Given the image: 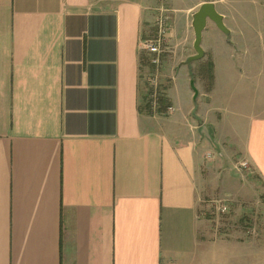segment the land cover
<instances>
[{
	"label": "crops",
	"instance_id": "0c3cea01",
	"mask_svg": "<svg viewBox=\"0 0 264 264\" xmlns=\"http://www.w3.org/2000/svg\"><path fill=\"white\" fill-rule=\"evenodd\" d=\"M146 15L147 0H0V264H264V231L213 237L202 217L210 177L240 159L264 205V83L232 102L215 55L206 100L141 112Z\"/></svg>",
	"mask_w": 264,
	"mask_h": 264
},
{
	"label": "rangeland",
	"instance_id": "374dc122",
	"mask_svg": "<svg viewBox=\"0 0 264 264\" xmlns=\"http://www.w3.org/2000/svg\"><path fill=\"white\" fill-rule=\"evenodd\" d=\"M198 1L147 0V15L144 18L147 33L142 38L161 37L162 51L158 54V62L153 61L157 57L155 54L141 51L146 57L141 70L142 96L146 94V100L151 105L150 110L144 113L166 118L176 113V97L183 106L182 110L206 100L205 95L195 97L191 82L194 81L198 94L210 89L213 76V64L211 67L210 63L216 58L213 57L215 55L223 56L216 58L219 63V86L224 92L233 93L232 102L239 103L240 100L248 107L254 95L257 96V83L260 80L264 83V76L259 75L258 71L249 70V67L260 69L259 59L264 56V0H214L218 11L225 16V24L231 33L225 34L209 19L202 40L204 56L208 57L204 59L203 56L189 63L187 58L196 53L192 20L193 13L198 9ZM226 55H233L232 59H227L229 56ZM163 95L171 106L165 113H160L158 108ZM244 160H236L231 168L227 165L229 177H221L222 173L217 175V180L213 175L210 177L214 184L217 182L223 186L222 190H218L219 187L212 196L205 197L202 211V217L209 222L207 229L216 233L213 237H220L222 233L233 240L240 238L243 241L254 236L255 225L257 231H264V205H259L258 196L254 195L259 181L253 179L249 162V168L241 165ZM221 197L228 200V210L222 213L224 215L214 206Z\"/></svg>",
	"mask_w": 264,
	"mask_h": 264
},
{
	"label": "water",
	"instance_id": "95a60500",
	"mask_svg": "<svg viewBox=\"0 0 264 264\" xmlns=\"http://www.w3.org/2000/svg\"><path fill=\"white\" fill-rule=\"evenodd\" d=\"M224 15L218 11L216 3L213 0H206L200 4L198 9L193 13L192 26L195 33V40L193 43L195 54L188 57L187 62L201 59L204 54V48L202 46L203 32L207 26L208 20H212L216 26L222 30L225 34H230L231 30L227 27L224 21ZM192 86L195 90V97L198 95V90L194 86L192 80Z\"/></svg>",
	"mask_w": 264,
	"mask_h": 264
},
{
	"label": "built area",
	"instance_id": "2783aa9c",
	"mask_svg": "<svg viewBox=\"0 0 264 264\" xmlns=\"http://www.w3.org/2000/svg\"><path fill=\"white\" fill-rule=\"evenodd\" d=\"M162 38H142L140 40V49L141 51H147L151 54H155L157 57L153 59V61L158 62L159 57L158 54L162 51ZM248 160H244L241 165L244 168H249ZM214 206H216L217 210L221 213H226L228 210L227 204H225L223 201H216L214 203Z\"/></svg>",
	"mask_w": 264,
	"mask_h": 264
},
{
	"label": "trees",
	"instance_id": "16d2710c",
	"mask_svg": "<svg viewBox=\"0 0 264 264\" xmlns=\"http://www.w3.org/2000/svg\"><path fill=\"white\" fill-rule=\"evenodd\" d=\"M142 56V63H146V57L144 56V54H141ZM212 65V63H210V66ZM213 66V65H212ZM211 66V67H212ZM146 94H143L142 98H143V104L140 105V111L141 112H147L150 110V103L149 101L146 100ZM169 100L163 95L162 97H160V107L158 108V112L160 113H165V111L167 110V108H169L171 106L170 102H168ZM162 106V107H161Z\"/></svg>",
	"mask_w": 264,
	"mask_h": 264
}]
</instances>
